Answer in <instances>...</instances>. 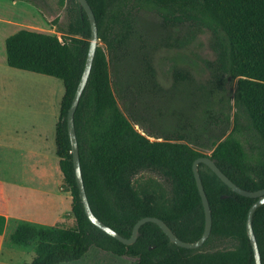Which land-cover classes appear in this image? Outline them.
<instances>
[{
  "label": "trees",
  "instance_id": "1",
  "mask_svg": "<svg viewBox=\"0 0 264 264\" xmlns=\"http://www.w3.org/2000/svg\"><path fill=\"white\" fill-rule=\"evenodd\" d=\"M86 1L105 46L96 47L74 114L91 211L124 238L131 236L139 219L156 217L180 240L194 242L204 230V210L192 171L197 158L215 160L221 172L244 190L264 188V0ZM67 2V24L58 28L62 43L57 35L21 29L6 38L5 53L7 66L54 77L63 84L54 141L74 224L43 226L22 221L9 235L10 242L34 246L35 255L28 264L78 261L91 246L133 258L134 264H255L246 219L256 199L235 193L202 163L198 172L212 226L201 247H179L151 222L140 226L135 243L124 245L88 220L74 174L67 112L84 69L91 31L78 2ZM144 12L159 19L155 40L144 36ZM202 31L210 33L214 52L213 60L204 61L208 78L197 81L183 67L171 72L172 87L179 96L194 97L189 110L182 112L170 104L163 117V136L138 131L136 117L149 119L154 102L165 100V94L173 90L164 89L158 81L155 51L187 47ZM110 64L117 67L115 79L127 115L117 104ZM229 80L235 81L232 104L226 92ZM142 172L154 173L162 182L136 181ZM251 221L264 264V204ZM4 223L0 215V234ZM216 244L222 248L213 249Z\"/></svg>",
  "mask_w": 264,
  "mask_h": 264
},
{
  "label": "rangeland",
  "instance_id": "2",
  "mask_svg": "<svg viewBox=\"0 0 264 264\" xmlns=\"http://www.w3.org/2000/svg\"><path fill=\"white\" fill-rule=\"evenodd\" d=\"M20 1L33 9L35 18L39 20L36 23L38 32L62 36L58 28L67 24L68 0ZM141 16L144 36H147L146 39L149 41L155 40L153 35L157 32L155 29L159 22L158 17L152 12H144ZM209 41L210 33L202 31L187 47L158 48L153 55V61L160 85L167 90L173 89L171 72L176 67L188 69L197 81H205L209 73L204 61L214 59ZM97 44L105 48L100 41ZM4 70L18 74L17 78L11 80L7 78L3 81L0 78V122H3V125H0V181L4 183L3 193L9 202L10 212L14 214L17 222L30 220L36 225L61 224L70 227L74 224L71 196L63 186L54 141L59 104L64 92L63 84L54 77L12 69L7 65L0 67V73ZM109 71L117 104L127 115L119 83L117 85L118 81L115 79L117 67L110 64ZM234 89L235 81L229 80L226 92L231 104ZM193 99L191 96L181 97L173 89L165 94V100L160 98L158 102H154L149 119L136 117L139 122L135 128L153 136H163L161 130L166 123L164 119L166 108L172 104L176 110L186 112ZM232 113L233 109L230 114ZM231 125L232 122L230 127ZM150 139L154 140L153 137ZM136 178L138 182L148 178L162 182L160 177L151 172H142ZM15 226L12 220L7 227L9 234ZM218 248L222 246L216 244L213 247ZM8 255L12 256V264H28L35 255L34 246L14 245L8 236L0 257L2 263L9 258ZM134 262L135 260L128 256H116L91 246L80 260L62 264H134Z\"/></svg>",
  "mask_w": 264,
  "mask_h": 264
},
{
  "label": "water",
  "instance_id": "3",
  "mask_svg": "<svg viewBox=\"0 0 264 264\" xmlns=\"http://www.w3.org/2000/svg\"><path fill=\"white\" fill-rule=\"evenodd\" d=\"M76 1L81 6V8L85 11L88 17L91 34H90L88 52H87V56H86V60L84 64V69H83L79 84L76 88L75 94L72 98L70 107L67 112V132H68L69 141L71 145V154H72V161H73V168H74L76 184L79 190V196H80L83 208H84V212L88 220L93 225H95L98 229L112 236L113 238H115L116 240H118L124 245H131L135 243L136 239L139 236L140 226L146 222H151V223L156 224L163 231V233L169 238V240L173 242L174 244H176L177 246L186 248V249H197L201 247L206 241V239L208 238L210 231H211V226H212L211 209H210L208 199L203 189L201 178L198 172V164L202 163L206 165L207 167H209L214 172V174L223 183H225L229 188H231L235 193L241 196H244V197L256 199L251 204L248 210L247 219H246V233H247L248 239L252 247L254 262L255 264H261L260 253H259L256 238L253 232L251 220H252V215L254 211L259 206L264 204V188L260 190H256V191H248V190H244L238 187L221 172V170L217 167L215 160L209 158L208 156L199 157L192 164V171H193L194 179L196 182V186H197V189H198V192L201 198L203 210H204V230H203L201 237L194 242H185V241L180 240L161 219L156 218V217H143L139 219L133 226L131 236L129 238H124L121 235H119L115 230H113L112 228H110L109 226L101 222L92 213L88 199H87V195L84 189L83 180H82V174H81L80 163H79L78 145H77L76 134H75V126H74V114H75L80 96L82 94V91L88 80V76L91 70L93 57L95 54L96 47L98 45L97 43L99 41V38H98L95 17H94V14L88 2L86 0H76Z\"/></svg>",
  "mask_w": 264,
  "mask_h": 264
},
{
  "label": "crops",
  "instance_id": "4",
  "mask_svg": "<svg viewBox=\"0 0 264 264\" xmlns=\"http://www.w3.org/2000/svg\"><path fill=\"white\" fill-rule=\"evenodd\" d=\"M37 22H39V20L35 18L33 9L25 2L20 0H0V67H5V65H7L5 53L6 38L21 29L37 31ZM16 73L17 72H11L10 70H4V72L0 73V78H2L3 81H6L7 78L11 80V78L14 79L18 77ZM0 125H3V122H0ZM3 184L4 183L0 181V215L5 218L3 232L0 234V257L2 255L5 240L12 233L9 234L7 230L8 225L12 220L16 226L19 223L16 221L14 214L10 212L9 202L3 193ZM26 221L31 222L30 220ZM30 256H32V254ZM8 257L9 258L6 259L4 263H2L0 259V264H12V256L8 255Z\"/></svg>",
  "mask_w": 264,
  "mask_h": 264
},
{
  "label": "built area",
  "instance_id": "5",
  "mask_svg": "<svg viewBox=\"0 0 264 264\" xmlns=\"http://www.w3.org/2000/svg\"><path fill=\"white\" fill-rule=\"evenodd\" d=\"M58 39H59V41L62 43V38H61L60 36H58Z\"/></svg>",
  "mask_w": 264,
  "mask_h": 264
}]
</instances>
